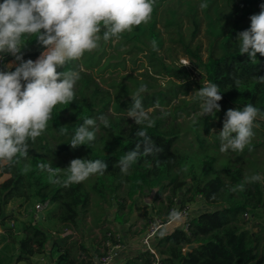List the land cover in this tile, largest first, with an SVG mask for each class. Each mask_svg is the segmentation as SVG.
<instances>
[{
  "label": "trees",
  "instance_id": "trees-1",
  "mask_svg": "<svg viewBox=\"0 0 264 264\" xmlns=\"http://www.w3.org/2000/svg\"><path fill=\"white\" fill-rule=\"evenodd\" d=\"M201 3L208 6L201 9ZM262 4L264 0H154L149 22L119 39H101L97 49L58 68L79 72L75 100L53 109L46 130L29 141L26 157L0 164V264H41L33 257L43 253L50 264H93L103 254L109 232H121L125 239L139 233L132 230L135 211L152 208L161 216L174 204L197 199L203 208L195 209L187 229L179 223L156 237L161 264H264V222L258 219L264 213V182H245L253 174L264 177V83L256 79L264 76V56L257 53L253 64L239 53L237 39ZM23 43L25 61H35L45 50L35 36ZM34 44L39 47L32 48ZM235 79L242 82L239 88ZM204 81L220 87L221 107L215 115H202L201 101L188 96ZM141 85L147 88L141 94L143 105L154 121L147 133L163 151L141 156L123 175L115 165L138 142L135 132L142 126L127 110L131 94ZM249 103L260 110L250 146L222 153L218 134L227 110ZM100 115L108 117L110 126L101 124L94 142L73 149L68 143L76 128L85 118ZM76 158L103 160L108 169L66 186L63 170L58 174L61 182L54 183L38 167L51 163L66 168ZM238 184L244 185L242 190L230 191ZM137 195L146 199L142 205ZM164 195L166 201L156 205ZM33 199L54 204L43 220L58 228L71 225L78 236L60 245L58 234L38 225L33 214L20 221L17 213L5 210L12 201L20 200L22 208ZM108 208L115 209L113 219ZM192 243L197 246L188 249ZM152 261L149 250L139 249L125 264Z\"/></svg>",
  "mask_w": 264,
  "mask_h": 264
},
{
  "label": "clouds",
  "instance_id": "clouds-1",
  "mask_svg": "<svg viewBox=\"0 0 264 264\" xmlns=\"http://www.w3.org/2000/svg\"><path fill=\"white\" fill-rule=\"evenodd\" d=\"M153 3L154 0H3L0 3V54L10 53L19 62L9 64L8 71H0V164L11 162L18 156L26 157L29 141L34 142L46 130L53 109L58 104L67 105L75 100L74 88L80 79L79 72L57 69L97 49L101 39L105 42L119 39L123 33L131 32L134 26L149 22ZM207 6L206 3L200 4L201 9ZM260 8L258 14L250 17V28L237 34L239 53L247 54L253 64L257 62V53L264 56V4ZM33 36L45 50L35 61H25L22 49L26 44L23 40ZM13 66L15 71L10 70ZM256 79L264 83V76ZM234 83L239 88L242 82L235 79ZM146 91V86L141 85L131 94L133 102L127 110L128 116L142 127L135 132L138 138L135 148L127 151L115 165L123 175L129 173L141 156H155L163 151L147 133V129L154 126V121L141 98ZM220 93L216 83L204 81L202 87L189 96L201 101L200 110L205 116L215 115L220 110ZM259 112L251 103L243 109L227 110L223 129L218 134L222 153L229 149L243 152L250 146L254 121ZM101 124L110 126L107 116L85 118L68 144L73 149L91 144ZM213 133L216 134L215 129ZM38 167L46 171L54 183L61 182L58 174L63 170V183L67 186L83 182L92 175H104L108 164L100 159L76 158L66 168H54L51 163H40ZM28 170L26 165L24 171ZM245 182H264V177L253 174L246 176ZM243 187V184H238L230 191L236 192ZM170 219L179 222L182 213L173 209Z\"/></svg>",
  "mask_w": 264,
  "mask_h": 264
},
{
  "label": "built area",
  "instance_id": "built-area-1",
  "mask_svg": "<svg viewBox=\"0 0 264 264\" xmlns=\"http://www.w3.org/2000/svg\"><path fill=\"white\" fill-rule=\"evenodd\" d=\"M9 58H14V56L10 53L0 54V71L9 70L7 68L8 62L11 61ZM53 205L54 204H52L49 200L36 203L33 212L36 220L43 219L44 213L52 209ZM173 209H177L182 213V220L180 223H182V227L187 229L196 208L192 202L187 203L184 206L174 204L168 209L166 214L161 216L154 215L148 220L146 229L138 239V247L140 249L150 251L153 255L152 264H161L160 255L156 250L154 243L163 227L175 222L170 219V212ZM244 217L246 220H250V214L248 212L244 213ZM255 222H258V220H255ZM124 239L123 235L119 232H109L104 242V252L100 257H97L94 260L93 264H113L121 252L127 248V244Z\"/></svg>",
  "mask_w": 264,
  "mask_h": 264
},
{
  "label": "rangeland",
  "instance_id": "rangeland-1",
  "mask_svg": "<svg viewBox=\"0 0 264 264\" xmlns=\"http://www.w3.org/2000/svg\"><path fill=\"white\" fill-rule=\"evenodd\" d=\"M26 47V46H25ZM25 47L22 49V52L23 51H25ZM37 47H39V44H34L33 46H32V48H37ZM40 56V55H39ZM38 56V57H39ZM37 57V58H38ZM36 58V59H37ZM11 61L10 62H8V65L9 64H13V65H15V64H17L18 63V61H16L15 60V57L14 58H9ZM8 59V60H9ZM35 59V60H36ZM144 63H146V61H143ZM180 62L181 63H183V64H185V65H189V60H188V58L187 57H181V59H180ZM142 62H140V61H138V65H140ZM7 65V66H8ZM128 68V70L130 69V67H131V64H128V66H127ZM8 68V67H7ZM122 73H123V71H121ZM198 73V71H195V75ZM105 76H107L108 75V72H106L105 74H104ZM189 96V95H188ZM111 111V110H110ZM4 179V178H3ZM166 195V194H165ZM164 195V197L163 198H160V199H158V200H156V205L157 204H163V202H165L166 201V196ZM136 199L138 200V203L140 204V205H142V203H144V201L146 200V199H144L141 195H137L136 196ZM20 200H15V201H12L9 205H8V207H6V211L7 212H10L11 210L13 211V212H15V213H17L18 215H19V217H20V221H24V220H28L30 217H32L33 215V212H34V208H35V205H36V203H37V201H36V199H33L28 205H26V206H23L22 208H21V206H20ZM193 204H194V207L196 208V210H199V209H201V208H203V201H202V199H197L196 201H194V202H192ZM138 206V204H135V206H134V208H136ZM114 208H108V214L110 215L109 216V218L110 219H113V215H114ZM145 208H142V210H140V211H135L134 212V214H133V216H132V218H131V222H134L135 224L137 223V222H140V223H142V225L145 223V221H147V219H149V217L151 216V213L152 212H150L149 210H146ZM49 211H46L45 213L47 214ZM263 212H264V210H263ZM137 213H140L141 214V219L140 220H138V219H136V217H137ZM136 219V220H135ZM258 219H260V220H262L263 222H264V213H259L258 214ZM138 220V221H137ZM45 221H42L41 219L39 220V221H37V224L38 225H41L42 227H45V225H46V223H44ZM19 225H20V223H16V227L18 228L19 227ZM145 225V224H144ZM126 227L127 226H124L123 227V229H126ZM49 229H51L52 231H53V233L54 234H58V241H59V243L60 242H62V239L60 238L61 236V232L63 231V230H56L55 228H49ZM75 229L74 228H71V227H69V228H67V229H65L64 230V232H63V234L64 235H68V237L69 236H71L74 232ZM69 231H71L69 234H67ZM76 231V230H75ZM119 233H121V232H119ZM122 234V233H121ZM125 240V243L127 244L128 242V240L127 239H124ZM44 257V258H43ZM34 261L35 262H38V263H41V264H50V259H49V257H48V255L47 254H45V253H43V254H37V256H36V258H34ZM20 264H26V263H24V262H22V263H20Z\"/></svg>",
  "mask_w": 264,
  "mask_h": 264
},
{
  "label": "crops",
  "instance_id": "crops-1",
  "mask_svg": "<svg viewBox=\"0 0 264 264\" xmlns=\"http://www.w3.org/2000/svg\"><path fill=\"white\" fill-rule=\"evenodd\" d=\"M151 202H149L148 204H150ZM157 205H159V204H157ZM146 210H149L150 212H152L151 213V217L152 216H154V215H158V214H156V210H153L152 208H149V209H146ZM145 210V211H146ZM45 215H44V218H45V216H46V213H44ZM151 217H149V219L151 218ZM136 219H138V220H140L141 219V214L140 213H137V217H136ZM135 219V220H136ZM149 219H147V221H145V225L143 224L142 225V223H140V222H137L136 224H135V226H133V228H132V230H135V231H137V232H139L138 234H136V235H134V236H131L130 235V237L128 236V238H127V242H128V246H127V248L124 250V251H122L121 252V254L119 255V257L115 260V262L113 263V264H125L126 262H127V259H128V257H132V256H135L136 255V253H138V250L140 249L139 247H138V239H139V237L142 235V233L144 232V230L146 229V225H147V222H148V220ZM42 221H45V220H43V219H41ZM137 220V221H138ZM37 221H39V220H36L35 219V222L37 223ZM181 221H179V222H173V223H171V224H168V225H166V226H164L163 227V229L161 230V232H160V234L161 233H164V232H167V231H171V230H173V228L174 227H176V225L177 224H179ZM44 223H46V225H45V227L46 228H55L56 230H63L62 232H61V239H62V242H60L59 243V241H58V243L60 244V245H66V244H68L69 242H70V240L71 239H73V238H75V237H77L78 236V234H77V231H73L74 233L71 235V236H69L68 237V235H64L63 234V232H64V230L65 229H67V228H69V227H71V228H74L73 226H71V225H68V226H66V227H63V228H58V227H56L55 226V223L54 222H52V221H45ZM75 229V228H74ZM71 231H69L67 234H69ZM124 234H125V232H124ZM36 256L37 255H35L34 257H33V260H34V258H36ZM44 258V257H43ZM35 262V261H34Z\"/></svg>",
  "mask_w": 264,
  "mask_h": 264
},
{
  "label": "water",
  "instance_id": "water-1",
  "mask_svg": "<svg viewBox=\"0 0 264 264\" xmlns=\"http://www.w3.org/2000/svg\"><path fill=\"white\" fill-rule=\"evenodd\" d=\"M195 246H197V244L192 243V244H189V245L187 246V248H188V249H191V248H193V247H195Z\"/></svg>",
  "mask_w": 264,
  "mask_h": 264
}]
</instances>
